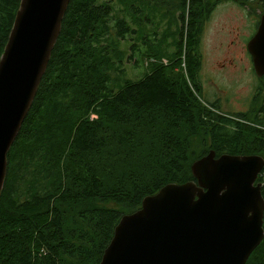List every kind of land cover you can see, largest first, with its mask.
Listing matches in <instances>:
<instances>
[{
    "label": "trees",
    "instance_id": "obj_1",
    "mask_svg": "<svg viewBox=\"0 0 264 264\" xmlns=\"http://www.w3.org/2000/svg\"><path fill=\"white\" fill-rule=\"evenodd\" d=\"M113 3L140 20L146 1L69 5L9 153L0 264H100L123 216L169 184L196 181L192 166L200 158L211 151L264 157V95L257 110L225 114L197 84L206 22L219 3L169 0L180 25L155 34L116 18ZM21 4L0 0V61ZM138 54L150 71L127 78L126 63L138 66ZM258 182L264 195V170ZM247 264H264V241Z\"/></svg>",
    "mask_w": 264,
    "mask_h": 264
},
{
    "label": "water",
    "instance_id": "obj_2",
    "mask_svg": "<svg viewBox=\"0 0 264 264\" xmlns=\"http://www.w3.org/2000/svg\"><path fill=\"white\" fill-rule=\"evenodd\" d=\"M71 1L22 0L0 61V197ZM248 49L263 77L264 15ZM192 170L196 181L169 184L123 216L100 264L248 263L264 241V157L211 151Z\"/></svg>",
    "mask_w": 264,
    "mask_h": 264
},
{
    "label": "rangeland",
    "instance_id": "obj_3",
    "mask_svg": "<svg viewBox=\"0 0 264 264\" xmlns=\"http://www.w3.org/2000/svg\"><path fill=\"white\" fill-rule=\"evenodd\" d=\"M145 1L146 4L142 6V11L139 13L140 20L136 16L137 13L129 12L128 7L122 3H113L114 15L116 18L126 17L132 24L136 21L137 25H133L134 28H145L151 34L163 33L170 27L173 31L177 30L180 25L178 20L180 11L175 10L174 6H170L169 0ZM210 1L219 4L206 22L201 46L203 63L200 72L206 81L208 92H214L212 81L215 80L218 85H215L218 88L216 91L220 93L219 97L226 99L234 97V101L219 108L214 103L207 101V99L210 100V95L205 94V99L208 105L215 106L225 114L227 112H247L252 107L253 110H257L260 102L252 101L251 96L255 91L253 85L257 82L258 76L254 70L248 43L258 31L257 20L264 15L262 3H259V0H248L250 2L244 1L248 4L242 6L237 0ZM133 38L132 43L135 42V36ZM166 57L170 58V55ZM136 58L140 59L138 66L134 63H126L127 78L139 80L150 70L141 59L140 54ZM224 65L227 67L224 68ZM263 93L260 94V97H263Z\"/></svg>",
    "mask_w": 264,
    "mask_h": 264
},
{
    "label": "flooded vegetation",
    "instance_id": "obj_4",
    "mask_svg": "<svg viewBox=\"0 0 264 264\" xmlns=\"http://www.w3.org/2000/svg\"><path fill=\"white\" fill-rule=\"evenodd\" d=\"M253 64H254V62H253ZM226 67H227V65H224V68H226ZM254 70H255V66H254ZM250 72H251V74H253L251 69H250ZM255 72H256V70H255ZM254 77H255V75H254ZM196 80H197L198 87L202 91L203 96L205 94L210 95V100L209 99H207V100L209 102L214 103L219 108H222V106H224V105L231 104L234 101V97H230L229 99H226L225 97H219L220 93H219V91H216V89H218V88H216L215 85L216 86H218V85L215 83L216 82L215 80L212 81V83L214 85L212 87V89L214 90V92H210V91L208 92V89L206 86V81L204 80L203 75H201V72L199 73L198 78ZM263 81H264V76L263 77L258 76L257 82L253 85V89H255V91L253 92V95L251 96L252 101H257L259 93L261 94L262 92H264V82ZM223 92H225V89H223ZM263 95H264V93H263ZM204 98H205V96H204ZM252 110H253V107L251 108V110H248L247 112H234V113H244L245 114V113H249ZM228 113L229 112H227V114Z\"/></svg>",
    "mask_w": 264,
    "mask_h": 264
},
{
    "label": "bare ground",
    "instance_id": "obj_5",
    "mask_svg": "<svg viewBox=\"0 0 264 264\" xmlns=\"http://www.w3.org/2000/svg\"><path fill=\"white\" fill-rule=\"evenodd\" d=\"M183 55V54H182ZM188 64V63H187ZM154 69V68H153ZM196 89V88H195Z\"/></svg>",
    "mask_w": 264,
    "mask_h": 264
}]
</instances>
